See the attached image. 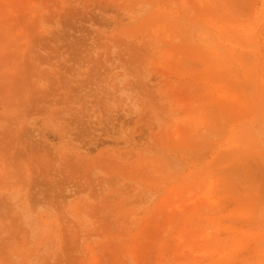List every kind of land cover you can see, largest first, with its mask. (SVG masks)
<instances>
[{
  "label": "rangeland",
  "instance_id": "1",
  "mask_svg": "<svg viewBox=\"0 0 264 264\" xmlns=\"http://www.w3.org/2000/svg\"><path fill=\"white\" fill-rule=\"evenodd\" d=\"M0 264H264V0H0Z\"/></svg>",
  "mask_w": 264,
  "mask_h": 264
}]
</instances>
